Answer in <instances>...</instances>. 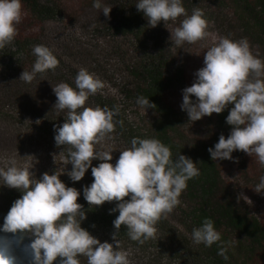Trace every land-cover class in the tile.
Listing matches in <instances>:
<instances>
[{
    "label": "trees",
    "instance_id": "16d2710c",
    "mask_svg": "<svg viewBox=\"0 0 264 264\" xmlns=\"http://www.w3.org/2000/svg\"><path fill=\"white\" fill-rule=\"evenodd\" d=\"M104 3L112 7L110 18L94 9L92 0H23L15 40L0 50V152L31 155L27 159L37 178L46 171H61L63 165L58 157L54 163L53 154L63 146L56 147L53 127L65 117L53 108L52 85L67 82L74 87L79 68L85 67L105 83L103 92L90 96L85 106H119L113 138L107 143L123 149L133 137H154L170 147L173 159L181 152L200 169V175L187 182L181 203L157 223V239L139 244L121 227L119 239L131 249V264H162L165 259L167 264H264V194L253 189L264 175V166L243 151H234L233 160L218 161L208 152L221 134L230 133L226 116L232 105L194 123L180 107L182 89L192 84L194 73L203 66L204 51L213 38H246L253 54L264 60V0H183L189 15L196 7L204 11L210 36L182 47L171 45L163 21L155 28L147 25L136 0ZM183 18L169 25L174 28ZM36 44L54 49L60 63L55 71L38 74L27 84L18 79L24 68L31 70ZM138 96L149 98L156 107L142 112L136 105ZM38 119L40 124L35 123ZM119 155L115 150L113 164ZM99 163L94 160L93 166ZM71 167L67 165L68 170ZM61 179L81 191L78 202L87 212L82 227L101 242H113L112 221L118 213L109 210L116 202L90 208L83 198V186L93 180L91 168L78 182L66 173ZM21 195L17 189L0 187V226ZM205 218L214 221L223 241L234 242L228 260L217 254L219 242L211 247L193 245L191 231ZM176 225L184 231L178 233ZM33 238L26 236L24 242ZM81 264L86 258L81 257Z\"/></svg>",
    "mask_w": 264,
    "mask_h": 264
},
{
    "label": "clouds",
    "instance_id": "9594fccd",
    "mask_svg": "<svg viewBox=\"0 0 264 264\" xmlns=\"http://www.w3.org/2000/svg\"><path fill=\"white\" fill-rule=\"evenodd\" d=\"M92 6L110 18L112 7L104 0H92ZM135 6L149 27L163 21L171 45L196 44L210 36L204 11L196 7L189 15L183 0H136ZM181 16L184 18L178 26L169 25ZM22 18L23 0H0V50L13 44ZM31 52L33 66L30 71L24 68L18 79L27 84L38 74L55 71L60 63L54 49L47 45H33ZM74 85H52L56 97L53 108L65 117L61 125L53 127L56 147L63 146L53 154L54 163L58 157L63 165L61 171H46L37 178L27 159L31 155L0 152V187L22 193L0 226V264H53L58 257V264H81V257L86 258V264H131V249H125L119 239L121 227L131 241L139 244L157 239V223L167 219L181 203L187 182L200 175L197 162L181 152L173 159L170 147L157 138L133 137L130 146L123 149L107 143L113 138L119 106H85L90 96L105 88V83L85 67L79 68ZM136 105L142 112L156 107L144 96L137 97ZM229 105L232 107L226 123L232 126L230 133L221 134L208 148L210 158L233 160L234 151H243L264 166V60L253 54L246 38L223 36L213 38L206 47L203 66L194 73L192 84L182 89L180 107L194 123L222 113ZM115 150L120 155L113 164ZM94 160L100 163L93 166ZM89 168L93 180L82 190L89 207L116 202L109 210V214L118 213L112 221L113 242H101L82 227L87 212L78 202L81 191L61 179L66 173L71 181L78 182ZM253 189L264 194V175ZM175 229L184 231L181 225ZM26 236L34 238L25 243ZM190 239L193 245L205 247L219 242L217 254L224 260H228V248L234 244L222 240L211 218L193 227ZM162 264H167V259Z\"/></svg>",
    "mask_w": 264,
    "mask_h": 264
}]
</instances>
